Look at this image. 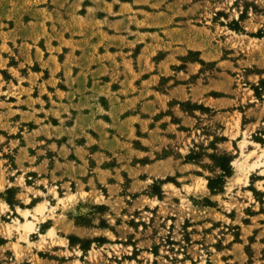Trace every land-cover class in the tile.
<instances>
[{"label": "rangeland", "instance_id": "rangeland-1", "mask_svg": "<svg viewBox=\"0 0 264 264\" xmlns=\"http://www.w3.org/2000/svg\"><path fill=\"white\" fill-rule=\"evenodd\" d=\"M0 110L99 140L57 170L3 149L0 264H264V0H0Z\"/></svg>", "mask_w": 264, "mask_h": 264}, {"label": "crops", "instance_id": "crops-1", "mask_svg": "<svg viewBox=\"0 0 264 264\" xmlns=\"http://www.w3.org/2000/svg\"><path fill=\"white\" fill-rule=\"evenodd\" d=\"M156 101L155 99L150 98L149 100H145L144 103H148L149 101ZM26 109L16 110L13 111L14 116H19V114L26 113ZM1 116L5 117L7 114L6 111L0 110ZM7 119V118H6ZM16 119V118H15ZM16 128H19L15 125V120L13 118H9L7 122H5L3 125H0V154L5 158V154L3 152V149L12 148L14 152V158L18 163H23L25 165L28 164H36L37 166H34L37 170L45 171L44 165L50 164L55 165V170H57L59 167H61L63 164H70L71 160H68L67 163L64 159L69 158L68 155L69 152L71 154H75L78 158L84 160L86 158L87 152H89V148L87 147V144H92L94 141H90L91 138H94L96 141L99 142L98 138L96 137V134L92 132L91 130H85V132H82V135L85 136L86 139H81L74 137L73 138H67V139H39L34 142H31L29 139L26 141H23L22 139L16 137ZM21 130V128H19ZM33 130H36L38 133L42 132L44 130L43 126H35L32 128ZM102 136L103 130L96 129ZM30 131V130H28ZM23 132V131H21ZM33 132H28L27 136L30 137V135ZM91 136V137H90ZM103 141V140H102ZM43 143L47 146H52L51 148L55 151L46 152L45 149H43ZM101 147V146H100ZM35 148L36 151L33 150ZM49 147H47L48 149ZM57 150V151H56ZM64 152H67L66 155H64ZM45 153V155L43 154ZM68 155V156H67ZM64 157V158H61ZM72 157V156H71ZM73 161H75L74 158H72ZM77 164L80 166H83V162L80 160H76ZM63 172V171H62ZM42 175V173H40ZM60 176H58L59 178ZM17 179V178H16ZM65 182H60V184L67 185L69 178H64Z\"/></svg>", "mask_w": 264, "mask_h": 264}, {"label": "bare ground", "instance_id": "bare-ground-1", "mask_svg": "<svg viewBox=\"0 0 264 264\" xmlns=\"http://www.w3.org/2000/svg\"><path fill=\"white\" fill-rule=\"evenodd\" d=\"M256 152V149L252 150L251 152H249L247 154V160L248 157H250L252 154H254ZM260 156V155H259ZM259 159V158H258ZM246 162H243L239 165L240 168L245 169L246 172V177L248 179V172L250 171V167H256L259 166L260 164V160L259 161H254L251 164H249V168L246 167ZM47 208V205L43 202H40L36 205L35 207V211L36 213H43L45 211V209ZM18 210L22 213V215L25 217L24 220H20L19 218H17V224H10V225H15L17 226L19 229H21L25 234H26V238L28 237V235L32 232L35 231V220H33L30 215L32 214L33 216L37 217L36 213H32L31 210L29 208L23 209L21 207L18 208ZM16 223V222H15ZM50 236H53L56 234V230L54 227L49 228L48 233ZM29 240V239H28Z\"/></svg>", "mask_w": 264, "mask_h": 264}, {"label": "trees", "instance_id": "trees-1", "mask_svg": "<svg viewBox=\"0 0 264 264\" xmlns=\"http://www.w3.org/2000/svg\"><path fill=\"white\" fill-rule=\"evenodd\" d=\"M218 164H219V166H220L221 168H223V169L226 171V168H228V165H227V164H229V160H228V163H227V164H226V163H218ZM209 186H210L211 188L214 187L213 184H212V179L209 180Z\"/></svg>", "mask_w": 264, "mask_h": 264}]
</instances>
